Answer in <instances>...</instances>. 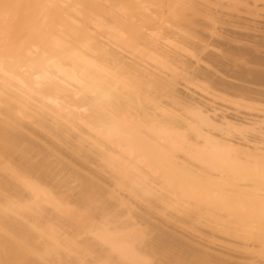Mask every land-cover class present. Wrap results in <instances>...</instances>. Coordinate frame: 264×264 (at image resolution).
I'll list each match as a JSON object with an SVG mask.
<instances>
[{
    "label": "bare ground",
    "instance_id": "1",
    "mask_svg": "<svg viewBox=\"0 0 264 264\" xmlns=\"http://www.w3.org/2000/svg\"><path fill=\"white\" fill-rule=\"evenodd\" d=\"M0 264H264V0H0Z\"/></svg>",
    "mask_w": 264,
    "mask_h": 264
}]
</instances>
